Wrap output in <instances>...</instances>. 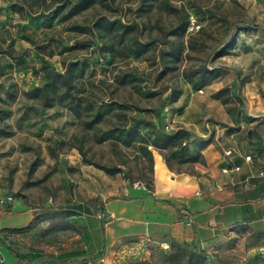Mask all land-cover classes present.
Returning a JSON list of instances; mask_svg holds the SVG:
<instances>
[{
	"label": "rangeland",
	"instance_id": "obj_1",
	"mask_svg": "<svg viewBox=\"0 0 264 264\" xmlns=\"http://www.w3.org/2000/svg\"><path fill=\"white\" fill-rule=\"evenodd\" d=\"M68 66V90L56 79L47 106L28 98ZM0 99V264L64 259L80 247L71 205L119 195L126 171L145 181L135 147L153 136L140 126L131 146L115 145L117 129L264 123V0H0ZM163 153L174 172L202 165ZM262 246L241 229L205 263L264 264ZM170 251L152 245L141 260L186 264Z\"/></svg>",
	"mask_w": 264,
	"mask_h": 264
},
{
	"label": "crops",
	"instance_id": "obj_2",
	"mask_svg": "<svg viewBox=\"0 0 264 264\" xmlns=\"http://www.w3.org/2000/svg\"><path fill=\"white\" fill-rule=\"evenodd\" d=\"M250 125L190 130V151L204 161L196 174L169 170L153 152L151 191L127 184L117 196L96 193L71 205L80 247L64 259L29 264H108L122 247L135 243L144 244L139 259L149 246L171 241L194 242L208 253L241 229L264 236V123Z\"/></svg>",
	"mask_w": 264,
	"mask_h": 264
},
{
	"label": "trees",
	"instance_id": "obj_3",
	"mask_svg": "<svg viewBox=\"0 0 264 264\" xmlns=\"http://www.w3.org/2000/svg\"><path fill=\"white\" fill-rule=\"evenodd\" d=\"M44 69L47 68V65L45 64L43 66ZM69 72H70V66L66 67L63 73L55 72L53 69L47 70L45 73L46 81L43 83L40 87H34L30 89L26 95L28 98L31 99H39L41 100L44 105L47 106V101L49 99L48 92L51 90L55 85L56 79H62L63 83L66 85L67 90L70 87L69 84ZM200 79H203V75H200ZM209 83V82H208ZM206 83V84H208ZM9 100H14V95L11 92L6 93ZM2 99H0V102ZM122 106V105H119ZM102 117V114L100 113V110L95 112L94 117L92 121L89 123V125H92L93 123L99 121V119ZM144 127L147 129L146 135H152L153 139L150 140L147 137H141L139 141H137V147L135 149L142 155V158L146 160L147 163V171L148 173L145 174L144 178V186L151 190L153 186V157H152V151L149 148H152V150H155L157 153H159L165 160L166 166L169 170L173 171L170 164L169 157L166 156L163 151L169 150L171 153V156L176 158L177 161L180 163H187V164H194V163H200L203 164V158L200 153H191L190 151V140H191V133L185 129H176L171 133H165L162 128L159 126H156L150 121H146L143 119H137L133 121L132 125L126 127V128H119L117 129L118 133V139H112L115 145H118L119 143L124 144L125 146H131V140L137 136V129L139 127ZM114 130H110L107 132V134L111 135ZM1 134V131H0ZM120 138L122 141H120ZM111 139V138H110ZM101 141H104V139H101ZM120 165H124L125 163L123 161H120ZM121 172L119 169L115 170H109V173H119ZM175 173H182V172H175ZM187 173V172H184ZM125 178L130 182L132 185L135 181L138 180H132L129 177V174L127 171L123 173ZM193 174V173H188ZM186 243H179L176 241L170 242V248L171 251L167 254H164L166 259L169 261L177 262L180 261L182 258H185L186 264H191L193 262L194 264H206L205 263V257H206V251L203 249H200L199 251H195L192 249H188L185 247ZM160 246V245H159ZM126 264H151L149 261H142L141 259H130L126 261Z\"/></svg>",
	"mask_w": 264,
	"mask_h": 264
},
{
	"label": "built area",
	"instance_id": "obj_4",
	"mask_svg": "<svg viewBox=\"0 0 264 264\" xmlns=\"http://www.w3.org/2000/svg\"><path fill=\"white\" fill-rule=\"evenodd\" d=\"M232 153L231 149H228L225 152L226 156H230ZM250 156L245 157V161H249L250 160ZM236 170H238V168H235ZM135 186H139L143 189H145L146 191H151L149 189H147L143 183H135ZM142 245L144 244H130V245H125L124 247H122L119 251H117L114 254V261L115 264H124L126 261L130 260V259H139V251L142 247ZM160 247L163 250H166L168 248V245L166 244H161ZM259 254H260V258L262 259V261H264V246L259 248ZM103 261V260H101ZM105 264V263H104ZM107 264V263H106Z\"/></svg>",
	"mask_w": 264,
	"mask_h": 264
}]
</instances>
